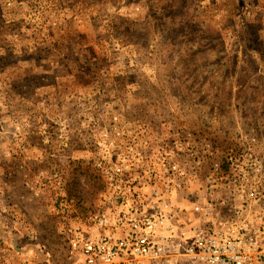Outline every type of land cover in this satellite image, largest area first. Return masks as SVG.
Segmentation results:
<instances>
[{
  "label": "rangeland",
  "instance_id": "374dc122",
  "mask_svg": "<svg viewBox=\"0 0 264 264\" xmlns=\"http://www.w3.org/2000/svg\"><path fill=\"white\" fill-rule=\"evenodd\" d=\"M114 124L264 162V0H0V264H77Z\"/></svg>",
  "mask_w": 264,
  "mask_h": 264
},
{
  "label": "built area",
  "instance_id": "2783aa9c",
  "mask_svg": "<svg viewBox=\"0 0 264 264\" xmlns=\"http://www.w3.org/2000/svg\"><path fill=\"white\" fill-rule=\"evenodd\" d=\"M114 125L99 208L67 229L77 264H264V162L252 143L223 154L204 141L195 155L189 133Z\"/></svg>",
  "mask_w": 264,
  "mask_h": 264
}]
</instances>
